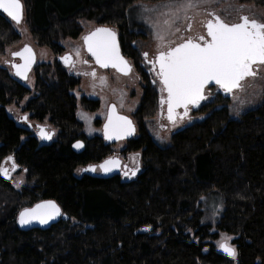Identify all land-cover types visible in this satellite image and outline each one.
I'll return each mask as SVG.
<instances>
[{
	"label": "trees",
	"instance_id": "16d2710c",
	"mask_svg": "<svg viewBox=\"0 0 264 264\" xmlns=\"http://www.w3.org/2000/svg\"><path fill=\"white\" fill-rule=\"evenodd\" d=\"M161 1L21 3L36 45L60 56L62 43L82 34L83 22L108 26L132 70L151 83L133 45L145 35L131 31L127 11L136 2ZM240 1L264 11V0ZM19 39L0 12V56ZM32 70L34 94L24 110L32 119H47L58 133L40 143L8 116L6 107L32 90L0 67V165L12 156L25 175L19 189L0 175V264H234L213 244L219 232L234 236L235 264H264V100L238 119L220 101L204 106L198 112L204 117L173 132L162 147L143 126L157 111V92L146 83L132 119L137 136L125 149L140 151L141 171L132 178L96 177L81 169L107 158L112 145L85 136L73 94L79 77L57 60ZM80 105L94 112L99 103L82 97ZM78 139L85 145L76 154L71 145ZM213 193L222 198V211L211 232L199 200ZM42 200H54L65 217L45 229H19L18 213Z\"/></svg>",
	"mask_w": 264,
	"mask_h": 264
},
{
	"label": "rangeland",
	"instance_id": "374dc122",
	"mask_svg": "<svg viewBox=\"0 0 264 264\" xmlns=\"http://www.w3.org/2000/svg\"><path fill=\"white\" fill-rule=\"evenodd\" d=\"M168 2L169 0L157 3L136 2L127 11L131 31L136 34L141 32L146 34L145 38L136 40L133 44L142 57L141 65L144 71L149 69V66L145 64L146 62H148L155 55L157 56L160 51H166L168 48L175 47L180 44L183 41V35H193L197 32L203 33V21L212 19V16L230 18L240 12H244L246 9H249L251 12L264 19V11L261 8L253 4L242 3L240 0H214V2L208 4L199 3L197 0L196 6L187 9L186 11H181L175 16H165L162 15V13L168 12L169 9L157 6ZM141 5L150 9L156 7L157 10L144 12L141 7H139ZM209 13H212L213 15H209ZM166 19L169 21L168 24L164 23ZM189 19L192 24H190V28H186ZM82 25L83 31L78 38H71L62 43L64 51L61 55L69 54L76 61L77 67L69 70L79 77L80 80V83L74 88L73 94L77 100L76 116L84 125L85 136L87 138L95 135L102 137L101 125L105 120L107 108L110 105H114L119 114L134 120L133 114L141 102L144 86L146 83L151 84L152 81L155 82V79L154 77H151V75H148L151 83L149 81L144 82L142 76L134 70H131L128 75H120L113 69H101L94 66L92 61L83 51L82 37L87 32L95 28L96 25L92 22H83ZM14 29L20 35V39L17 44L9 46L5 49L4 54L0 56V67H5L11 72L9 67L12 62L10 58L11 53L19 50L25 45H28L33 49L36 56V64L53 63L57 60L59 56L54 55L49 48L45 46H38L32 41L24 19H22L19 24L14 23ZM176 29H179V31H176ZM156 33H160L164 36L163 42L156 38ZM77 50L79 51V56L76 55ZM145 53H147V56H145ZM84 61H87V63H84ZM92 72L96 73L95 77L91 75ZM101 78H104L103 81ZM23 84L25 87L32 90L31 93L26 95L21 101L14 102L7 106L6 113L18 126L24 128L33 136L36 123L48 126V130H54L55 132L52 139L54 140L58 133L57 129H55L47 119L41 122H35V120L30 118V113L24 110L27 100L34 94L33 70L30 72L27 80L23 82ZM157 85L158 84L156 82V88ZM82 97L97 100L99 103L98 108L94 112L86 111L80 105ZM263 100L264 68L261 70V75L249 88L242 90L236 89L230 94L212 91L210 96H208L206 101L202 104V107L212 106V104L220 101L221 104L219 105H226L230 118L238 119L241 114L257 107ZM162 113V117H158L157 112H155L152 117L143 120V126L146 128L152 140L157 145L162 147L170 144V139L174 131L204 117V114L194 112L189 114L187 117L185 116L183 119L178 117L175 124H173L170 123L165 116L164 107L162 108ZM25 116L27 117V120L23 121L22 119ZM28 121L33 126L30 131L27 127ZM136 136L137 126L134 137ZM24 139L25 138L22 137L21 141ZM83 141L85 142V140ZM125 149L126 141H120L112 144V152L108 157H120L122 159V163L126 164L128 168L137 170L139 167V170L141 171L142 163L140 160V151H125ZM0 167L8 170V180L14 189H19L24 184V172L18 167H16L13 171L12 162L10 163L6 160L4 161V164L0 165ZM126 172L130 174V171ZM199 207L203 213L202 222L210 224L212 226L211 232H214V225L222 211V198L215 193L208 194L200 198ZM225 237L230 238L227 242L234 247V249H236L235 245L232 243L234 236L219 232L218 238L213 241L216 250L219 251L217 242L221 241ZM235 258L230 257L228 259L232 260L235 264Z\"/></svg>",
	"mask_w": 264,
	"mask_h": 264
},
{
	"label": "snow or ice",
	"instance_id": "6c2138e0",
	"mask_svg": "<svg viewBox=\"0 0 264 264\" xmlns=\"http://www.w3.org/2000/svg\"><path fill=\"white\" fill-rule=\"evenodd\" d=\"M198 2L208 4L214 0H198ZM196 3L197 0H169L168 3L157 7L169 9L162 15L175 16L181 11L196 6ZM139 7L144 12L157 10L156 7L151 9L143 5ZM0 9L17 24L23 19L24 10L21 0H0ZM209 15L213 14L209 13ZM164 23L168 24L169 21L166 19ZM206 29L208 38L204 36L197 38L202 43L194 42L189 37L184 43L170 47L166 51H160L154 62V66L159 65L157 75L163 85V91L167 93V98H162L161 104H167V119L170 123L175 124L176 122L178 115L176 109H184L183 115L180 116V119H183L188 115L189 105L196 107L201 100L206 98L204 89L210 82H215L226 93H230L233 89L241 87V81L248 77H255L257 72L253 69L254 65H264V22L241 16L240 22L229 24L219 16H214V19L207 21ZM156 38L161 42L164 40V36L160 33H156ZM83 39L88 52L101 68L111 66L124 75L131 71L120 55L115 32L108 28H97ZM76 55L79 56L78 50ZM13 56H18L23 61L21 64L12 65L16 70L15 74L21 79H27V72L34 59L31 49L25 46L22 51L14 52ZM63 59L65 63H68L71 58L64 57ZM91 75L95 77L96 73L92 72ZM103 79L101 78L102 81ZM24 119L27 120V117L25 116ZM134 131L132 122L127 117L116 115L114 110L109 112L107 123L104 125L105 139H121L133 134ZM39 135L41 139L50 140L53 134L40 128ZM73 147L81 148L83 145L77 142ZM6 159L12 162L14 171L17 165L13 157L9 156ZM118 166V160L109 159L99 165V168L107 173ZM85 171L94 172L96 168L89 167ZM0 174L7 176L8 170L0 167ZM132 175H135V171ZM59 215L61 212L55 202L44 201L20 212L19 223L23 226L36 220L41 224H46ZM228 239L230 238L225 237L218 241V248L227 256L235 258L236 250L227 242Z\"/></svg>",
	"mask_w": 264,
	"mask_h": 264
},
{
	"label": "water",
	"instance_id": "95a60500",
	"mask_svg": "<svg viewBox=\"0 0 264 264\" xmlns=\"http://www.w3.org/2000/svg\"><path fill=\"white\" fill-rule=\"evenodd\" d=\"M0 12H1L2 14H4V15H5L10 21H12L13 23L17 24V23L14 22L10 17H8V15H7L6 13H4L2 9H0ZM97 28H108V29L112 30L113 32H115V31H114V29H112V28H110V27H108V26H96L95 28H93L91 31L87 32V33L82 37V46H83V51H84V53H85V54L91 59V61H92V63H93L94 66H96V67H98V68H101V67L96 63L95 58L92 57V55L88 52L87 47L85 46V43H84V39H83L85 36L89 35L91 32L95 31ZM115 34H116V32H115ZM116 41H117V44H118V46H119V52H120V55L123 57L124 61L127 62L128 66H129L130 69L132 70V65L129 63V61H128V60L122 55V53H121L120 45H119V41H118V36H117V34H116ZM25 46H28V45H25ZM25 46H23L22 48H20L19 50L15 51V52L22 51V50L24 49ZM28 47L31 49V51H32V55H33V58H34V59H33V63L31 64L30 69H29L28 72H27V78H28L30 72L32 71L33 67H34L35 64H36V56H35V53H34L33 49H32L30 46H28ZM13 53H14V52H13ZM13 53H11V55H10V58H11L12 62H11L10 65H9V67H10V69H11V74H12V76H13L16 80H18V81H20V82L23 83V82H25L27 79H21L19 76H17V75L15 74V71H16V70L12 67L13 64H21V63H23V61L20 59V57H18V56H13ZM157 55H158V54H157ZM64 57H70L71 59L69 60L68 63H65V60L63 59ZM156 57H157V56H156ZM15 60H18V62H15ZM57 61L60 62V64H61L63 67L68 68V67H70V65H71L72 57H71L69 54H63V55H61V56H59V57L57 58ZM101 69H113L116 73H118V74H120V75H124L122 72L117 71L116 68H113V67H111V66H109V67H107V68H101ZM130 72H131V71H130ZM130 72H129V73H130ZM129 73H128V74H129ZM128 74H127V75H128ZM210 83H215V82H210ZM113 110H114V112H115L116 115H118V116H123V115H121V114H119V113L117 112L116 107H115L114 105H110V106L107 108L105 120H104V122H103L102 125H101V135H102V139H103L106 143H108V144H113V143H117V142H120V141H127V140L132 139V138L134 137L135 133H136V127H135V124H134L133 120L130 119V118H128V117H127V118L132 122V126H133V128H134V130H135V131L133 132V134H131V135H127V136H124V137L121 138V139H115V138H114V139H111V140L105 139V136H104V125L107 123V118H108V114H109V112H110V111H113ZM123 117H125V116H123ZM40 128H44V129H45V127H40ZM45 131H46V129H45ZM46 132H47V131H46ZM49 133L54 134L53 131H50ZM36 136H37L38 139H39L42 143H44V144L49 143V142H51V140H52V139H50V140H44V139H41V137H40V135H39V132L36 134ZM52 138H53V135H52ZM77 142H80V143L83 145V147H81V148H74L73 145L76 144ZM71 149H72V151H73L74 153H76V154L81 153V152L84 150V142H83L82 140H79V139L76 140V141H74V142L72 143V145H71ZM109 159H116V160H118V158H116V157H113V158H112V157H109V158H106V159L102 160V161L99 162V163L87 165V166L83 167V168L81 169V171H82L83 173H88V174L91 175V176H96V177H110V176H112V175L118 174L122 169H124V167H122V169H121V166H120V163H119V166H118V167H114L113 170H112L111 172H107V173L103 172V171L99 168V165L103 164L106 160H109ZM118 161H119V160H118ZM9 162L11 163V161H9ZM89 167H95V168H96V171H94V172H93V171H85V169H88ZM133 171H135V175H136L137 170H133ZM0 175L3 176V178H4L5 180H8V178H9V175H8V176H4V175H2V174H0ZM135 175H132V173H131V175H130L128 178L135 177ZM44 201H53V202H55L54 200H42V201H39V202L35 203L34 205H32L31 207H28V208H33V207H35L37 204H40V203H42V202H44ZM55 204L59 207L60 212H61V215L56 216L54 219L49 220L46 224H41V223H39V221L34 220V221H32V223H30V224H26V225H23V226H22V225L19 223V214H20V212H22L24 209L21 210V211L18 213V216H17V225H18V228L21 229V230H27V229H30V228H41V229H45V228L51 226L52 224L56 223L60 218H64L65 215L62 213V209H61V207H60L56 202H55ZM25 209H26V208H25ZM219 253H220L221 255L227 257V258H230V257L227 256L224 252H222L220 249H219Z\"/></svg>",
	"mask_w": 264,
	"mask_h": 264
},
{
	"label": "flooded vegetation",
	"instance_id": "af4514ba",
	"mask_svg": "<svg viewBox=\"0 0 264 264\" xmlns=\"http://www.w3.org/2000/svg\"><path fill=\"white\" fill-rule=\"evenodd\" d=\"M241 16H248L250 19L251 18H255V19H257L258 21H262V22H264V19L263 18H261V16H259V15H257V14H255V13H253V12H251L249 9H246L244 12H240V13H238L237 15H235V16H233V17H230V18H226V17H221V16H219L222 20H224L225 22H227V23H229V24H231V23H238V22H240V17ZM212 19H214V16H212ZM189 22L187 23L188 25L186 26V28H189L188 26L190 25V24H192V22H191V20L189 19L188 20ZM207 21L208 20H205V21H203V33L202 32H197V33H195V34H193V35H183V41L181 42V43H184V42H186V40H187V38H189V37H191L192 39H193V41L194 42H200V43H202V41H199L197 38L199 37V36H204L206 39L208 38L207 37V29H206V23H207ZM87 56V55H86ZM89 58V57H88ZM155 60H156V55L154 56V57H152L148 62H146L145 64H147L148 66H149V69L147 70V72L152 76V77H154V79H155V82H153L152 81V85L153 86H155V90H156V92H157V115H158V117H162V115H163V113H162V108L164 107L165 108V116L167 117V115H168V112H167V104L165 103V104H161V99L163 98V99H166L167 98V93L165 92V91H163V85L161 84V82H160V78H159V76L157 75V73L159 72V65L158 64H155V66H154V62H155ZM15 62H18V60H15ZM74 67H77V65H76V61H75V59L72 57V62H71V65H70V67H68V69H73ZM264 68V65H261V66H256V65H254L253 66V69L254 70H256V72H257V74L255 75V77H248V78H246L244 81H241V87H239V88H235V89H233V90H236V89H238V90H242V89H247V88H249L251 85H253L254 84V82L256 81V79H258V77L261 75V70ZM157 80V81H156ZM156 82H157V88H156ZM212 91H215V92H220V93H223V94H225L226 92L223 90V89H221L218 85H216L215 83H209L208 85H206L205 86V89H204V95H205V99L204 100H201L200 101V103H199V105L198 106H196V107H193V106H191V105H189V108H188V115L189 114H192V113H194V112H199L201 109H202V104L204 103V101H206V99L208 98V96H210V94H211V92ZM231 93V92H230ZM230 93H228V94H230ZM155 99H156V97H155ZM176 112L178 113V115L176 116V119L179 117L180 118V116H182L183 115V113H184V109L183 108H178V109H176ZM187 115V116H188ZM186 116V117H187ZM185 117V116H184ZM30 118H31V116H30ZM32 119V118H31ZM23 121H25V119L23 118L22 119ZM33 120H35V122H41V121H38V120H36V119H33ZM39 126V127H38ZM27 127H28V130L30 131V130H32V124L28 121L27 122ZM40 127H45V129H46V131L47 132H50V131H53L54 132V130H48V126H45V125H40L39 123H36L35 124V131H34V136L38 139V137L36 136V134L40 131ZM175 132V131H174ZM54 135H55V132H54V134H53V137H54ZM53 139V138H52ZM39 140V139H38ZM52 141V140H51ZM83 141V140H82ZM84 142V141H83ZM108 144V143H107ZM113 144H115V143H113ZM84 145H85V143H84ZM110 145H112V144H110ZM107 158H109V157H107ZM113 158V157H112ZM116 158H118V160H119V163H120V166H121V169H122V167H124V169H122L117 175H120V176H122L123 178H128L130 175H131V173L133 172V169H130V168H128L127 167V165L126 164H124V163H122V159L120 158V157H116ZM106 159V158H105ZM2 164H4V162L2 163ZM134 170H136V169H134ZM126 171H130V174L129 173H127V175H125V172ZM140 170H139V167L137 168V173L139 172Z\"/></svg>",
	"mask_w": 264,
	"mask_h": 264
},
{
	"label": "crops",
	"instance_id": "0c3cea01",
	"mask_svg": "<svg viewBox=\"0 0 264 264\" xmlns=\"http://www.w3.org/2000/svg\"><path fill=\"white\" fill-rule=\"evenodd\" d=\"M141 33H144V32H141ZM145 35V37H146V34H144Z\"/></svg>",
	"mask_w": 264,
	"mask_h": 264
}]
</instances>
